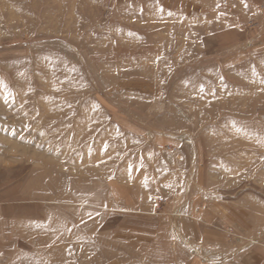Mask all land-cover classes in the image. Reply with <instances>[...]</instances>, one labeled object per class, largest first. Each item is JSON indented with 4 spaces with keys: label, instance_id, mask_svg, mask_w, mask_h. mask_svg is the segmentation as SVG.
<instances>
[{
    "label": "rangeland",
    "instance_id": "rangeland-1",
    "mask_svg": "<svg viewBox=\"0 0 264 264\" xmlns=\"http://www.w3.org/2000/svg\"><path fill=\"white\" fill-rule=\"evenodd\" d=\"M249 8L264 15L258 0H0V264H170L197 202L264 244Z\"/></svg>",
    "mask_w": 264,
    "mask_h": 264
},
{
    "label": "crops",
    "instance_id": "crops-1",
    "mask_svg": "<svg viewBox=\"0 0 264 264\" xmlns=\"http://www.w3.org/2000/svg\"><path fill=\"white\" fill-rule=\"evenodd\" d=\"M246 10L240 25L246 28L245 43L264 50V15L257 9ZM253 20L257 24L250 27ZM203 199L206 200V197ZM218 211L217 207L205 205L204 202L193 205L192 219L179 221L186 228H177L176 234L184 236V239L178 249L180 256L171 260L170 264H264V244L255 245L248 240L255 237L258 239V236L243 227L235 229L240 239L232 236L226 229L233 228L232 219Z\"/></svg>",
    "mask_w": 264,
    "mask_h": 264
},
{
    "label": "built area",
    "instance_id": "built-area-1",
    "mask_svg": "<svg viewBox=\"0 0 264 264\" xmlns=\"http://www.w3.org/2000/svg\"><path fill=\"white\" fill-rule=\"evenodd\" d=\"M258 9L264 13V0H258ZM167 203L166 199L160 198L157 199V206L158 208H161L162 206H164Z\"/></svg>",
    "mask_w": 264,
    "mask_h": 264
},
{
    "label": "bare ground",
    "instance_id": "bare-ground-1",
    "mask_svg": "<svg viewBox=\"0 0 264 264\" xmlns=\"http://www.w3.org/2000/svg\"><path fill=\"white\" fill-rule=\"evenodd\" d=\"M47 176V177H46ZM45 178H42L44 179V181H46V185H48L49 187L50 186H53L56 182V178L55 176L53 175V173H48V175H46ZM43 181V182H44Z\"/></svg>",
    "mask_w": 264,
    "mask_h": 264
}]
</instances>
